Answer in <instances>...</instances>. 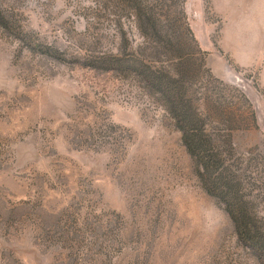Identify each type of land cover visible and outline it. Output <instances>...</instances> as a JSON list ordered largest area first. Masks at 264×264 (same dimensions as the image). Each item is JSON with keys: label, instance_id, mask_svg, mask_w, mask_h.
Instances as JSON below:
<instances>
[{"label": "rangeland", "instance_id": "rangeland-1", "mask_svg": "<svg viewBox=\"0 0 264 264\" xmlns=\"http://www.w3.org/2000/svg\"><path fill=\"white\" fill-rule=\"evenodd\" d=\"M196 127L264 239V0H0V264H264Z\"/></svg>", "mask_w": 264, "mask_h": 264}, {"label": "trees", "instance_id": "trees-1", "mask_svg": "<svg viewBox=\"0 0 264 264\" xmlns=\"http://www.w3.org/2000/svg\"><path fill=\"white\" fill-rule=\"evenodd\" d=\"M147 23L150 24V21ZM167 81L171 84V86L167 84L170 91H173L174 88L177 90L176 96L170 95L175 97L174 100L171 99L174 110L175 108L178 110L179 114H177L180 121L188 123V118H191V115L187 106L182 102L183 98H181L182 95L179 91L181 88L176 87L175 82L168 77ZM190 129L183 128L182 141H184L189 153L200 164V177L204 185L208 187V194L219 198L225 205L226 211L236 225L239 240L248 244L256 252L264 251V239H262L260 229L256 225L260 223V218L250 211L251 202L243 193V184L239 177L228 168L215 147L214 141L204 131L197 127Z\"/></svg>", "mask_w": 264, "mask_h": 264}]
</instances>
